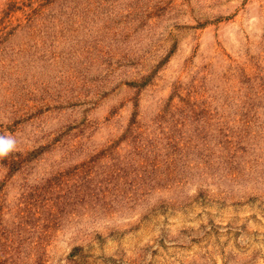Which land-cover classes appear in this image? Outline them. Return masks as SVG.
Instances as JSON below:
<instances>
[{
  "label": "rangeland",
  "instance_id": "obj_1",
  "mask_svg": "<svg viewBox=\"0 0 264 264\" xmlns=\"http://www.w3.org/2000/svg\"><path fill=\"white\" fill-rule=\"evenodd\" d=\"M0 264H264V0H0Z\"/></svg>",
  "mask_w": 264,
  "mask_h": 264
},
{
  "label": "clouds",
  "instance_id": "obj_2",
  "mask_svg": "<svg viewBox=\"0 0 264 264\" xmlns=\"http://www.w3.org/2000/svg\"><path fill=\"white\" fill-rule=\"evenodd\" d=\"M16 143L11 135H0V159L12 153L16 149Z\"/></svg>",
  "mask_w": 264,
  "mask_h": 264
}]
</instances>
